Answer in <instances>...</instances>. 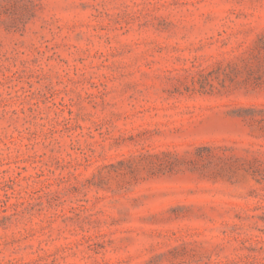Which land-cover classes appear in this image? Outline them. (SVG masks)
Returning a JSON list of instances; mask_svg holds the SVG:
<instances>
[{
  "label": "rangeland",
  "instance_id": "obj_1",
  "mask_svg": "<svg viewBox=\"0 0 264 264\" xmlns=\"http://www.w3.org/2000/svg\"><path fill=\"white\" fill-rule=\"evenodd\" d=\"M0 264H264V0H0Z\"/></svg>",
  "mask_w": 264,
  "mask_h": 264
}]
</instances>
